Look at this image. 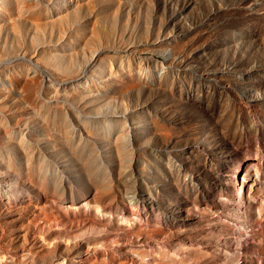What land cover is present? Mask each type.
Masks as SVG:
<instances>
[{"label": "rangeland", "instance_id": "374dc122", "mask_svg": "<svg viewBox=\"0 0 264 264\" xmlns=\"http://www.w3.org/2000/svg\"><path fill=\"white\" fill-rule=\"evenodd\" d=\"M0 264H264V0H0Z\"/></svg>", "mask_w": 264, "mask_h": 264}, {"label": "bare ground", "instance_id": "6f19581e", "mask_svg": "<svg viewBox=\"0 0 264 264\" xmlns=\"http://www.w3.org/2000/svg\"><path fill=\"white\" fill-rule=\"evenodd\" d=\"M73 236H74V239L77 240V239H81V237L83 236V234H80V233H72ZM49 237V236H48ZM84 237V236H83ZM91 239H94V233L91 234ZM32 256V254H28V256ZM29 256V257H30Z\"/></svg>", "mask_w": 264, "mask_h": 264}]
</instances>
